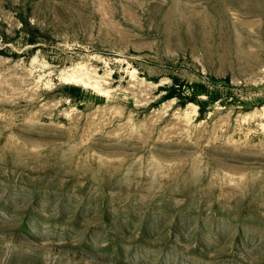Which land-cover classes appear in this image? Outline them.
I'll list each match as a JSON object with an SVG mask.
<instances>
[{"label":"rangeland","instance_id":"1","mask_svg":"<svg viewBox=\"0 0 264 264\" xmlns=\"http://www.w3.org/2000/svg\"><path fill=\"white\" fill-rule=\"evenodd\" d=\"M0 264H264V0H0Z\"/></svg>","mask_w":264,"mask_h":264},{"label":"trees","instance_id":"2","mask_svg":"<svg viewBox=\"0 0 264 264\" xmlns=\"http://www.w3.org/2000/svg\"><path fill=\"white\" fill-rule=\"evenodd\" d=\"M172 98H173V96H172Z\"/></svg>","mask_w":264,"mask_h":264}]
</instances>
